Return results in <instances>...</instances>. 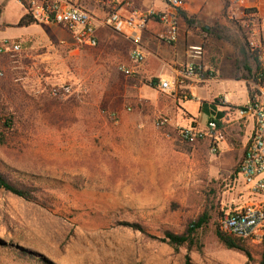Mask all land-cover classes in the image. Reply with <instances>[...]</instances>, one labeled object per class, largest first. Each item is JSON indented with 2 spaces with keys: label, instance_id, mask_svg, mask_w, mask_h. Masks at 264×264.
<instances>
[{
  "label": "rangeland",
  "instance_id": "374dc122",
  "mask_svg": "<svg viewBox=\"0 0 264 264\" xmlns=\"http://www.w3.org/2000/svg\"><path fill=\"white\" fill-rule=\"evenodd\" d=\"M21 12L19 4L8 6L7 23H16ZM231 22L245 38L243 24ZM36 26L18 41V54L0 57V109L15 116L0 162L3 171L56 189L47 207L0 191V240L50 264H185L186 256L190 264H256L223 249L215 234L224 214L264 204L237 174L249 122L226 112L217 153L208 141L191 145L167 139L168 131L155 127L156 118L171 117L187 127L189 117L167 109L173 97L153 87L155 79L121 72L142 67L126 66L127 43L78 47L63 28ZM212 40L215 51L221 42L214 35ZM229 46L223 49V68L233 70ZM242 50L246 57L238 55L235 79L246 80L249 100L260 97L264 103L259 90L264 83L254 79L262 64L250 55L246 38ZM62 88L69 92L53 96ZM244 89L236 81L211 84L192 93L189 106L196 113L194 102L216 93L243 102ZM123 113L130 122L121 123ZM197 116L193 126L206 127L207 117ZM204 215L209 221L202 253L176 252L161 241L163 229L182 233L189 221ZM126 221L141 224L146 234L119 225ZM246 243L259 260L262 241Z\"/></svg>",
  "mask_w": 264,
  "mask_h": 264
},
{
  "label": "built area",
  "instance_id": "2783aa9c",
  "mask_svg": "<svg viewBox=\"0 0 264 264\" xmlns=\"http://www.w3.org/2000/svg\"><path fill=\"white\" fill-rule=\"evenodd\" d=\"M103 6H111L112 0H93ZM165 5L164 11L148 10L142 12L134 5V0H124L127 15H122L119 10L111 6L103 21L104 26L114 33L123 36L131 44L130 61L133 66L143 65L145 53L143 49L144 34L150 22H158L162 31L157 35V41L173 47L179 39V19L185 9V0H161ZM32 17L34 22L44 26H58L66 30L73 43L78 47L96 48L99 45L97 29L92 16L81 7L68 0H16ZM229 16L233 20H239L243 24L247 48L251 56H256L262 64L260 70L255 71L254 79L260 84L264 83V46L257 39V25L264 27V19L260 20L252 9L244 8L243 0H227ZM205 46L189 48L187 57L189 62L175 69L172 80H160L158 90L164 94H179V97L187 101L185 93L189 82L199 84L213 79L214 70L205 69L200 63ZM21 51V45L9 40L0 43V57L15 55ZM121 72L127 76H133L134 72L122 67ZM4 75L0 68V77ZM205 75H208L205 78ZM261 90V87H259ZM69 92L68 88L54 90L53 96L59 97ZM220 108L227 113L235 112L242 120L248 121L252 131L248 139L243 160L240 165L239 177L253 197L264 199V103L260 97H254L238 108H234L224 98L219 99ZM116 120V116H111ZM224 120L220 121V124ZM158 130H173L165 133L167 139H176L187 144H196L208 141L211 152L217 153L219 143L223 140L221 126L215 121H208L206 127H179L174 120L160 116L155 120ZM219 226L223 233L235 236L242 240L261 242L264 238V204L248 205L239 210L224 214L219 220Z\"/></svg>",
  "mask_w": 264,
  "mask_h": 264
},
{
  "label": "crops",
  "instance_id": "0c3cea01",
  "mask_svg": "<svg viewBox=\"0 0 264 264\" xmlns=\"http://www.w3.org/2000/svg\"><path fill=\"white\" fill-rule=\"evenodd\" d=\"M71 3L81 7L85 11H87L93 18L95 27L97 29V36L99 40V45L101 44H120L122 42L127 43L128 45V56L130 55L131 44L130 42L121 35L114 33L110 28L104 26L103 21L110 7L113 6L119 12L126 16L127 9L125 7L124 0H112V5L103 6L94 2L93 0H68ZM16 3V0H0V43L9 40L15 43H18L19 40L29 38L35 30H29L30 28L35 27L32 25L30 27L18 28L16 27L19 21L28 14L27 10L22 6V12L19 17V20L16 23H7L6 21V10L8 6ZM185 9L184 14L186 18L190 19V22H187L185 18L181 17L179 19V39L175 46L168 47L159 41H157V35L163 30L162 26L158 22H150L148 24L147 30L144 34L143 39V49L145 53V62L141 68H139L136 72H134L133 77H147L151 79L158 80V84L160 80H172L175 76V69L183 64L189 62L187 57V53L189 48L194 46H199L202 43L205 46L203 58L201 60V64L205 69L214 70L215 74L213 79L208 80L206 83L199 84L197 82H189L186 86L185 93L188 96V100H182L177 93L175 94H166L172 95V99L170 102H166L168 104V110L171 112L172 108L176 111L174 113L177 115L186 114L189 119L190 125L187 127L193 126L194 121L199 122L198 116L200 115V103L208 102L211 103L215 99L224 98L229 102L231 106L234 108H238L239 104H243L244 102H248V89L246 86V80H237L236 76V66L238 55L240 54L241 58L246 57V52L242 50L243 44H231L229 39L236 41V38H240L239 32L235 26L232 25L231 21H239L233 20L229 16L228 2L227 0H185ZM134 5L139 8L142 12H146L148 10H156V11H164L165 5L161 0H134ZM243 6L247 9H252L257 13V16L260 20L264 19V0H243ZM241 22V21H240ZM242 23V22H241ZM37 27V26H36ZM257 39L263 45L264 43V27L261 25H257ZM16 30H21L14 32ZM29 30V31H28ZM205 35V36H203ZM215 36L221 43L220 46L217 47L215 51H213V40L212 36ZM208 36L207 42L204 40L205 37ZM227 36L228 39L225 37ZM230 36V37H229ZM228 43L234 52L233 56V70H227L223 68L224 58H225V44ZM238 42V41H237ZM19 44V43H18ZM21 45V44H20ZM98 45V46H99ZM264 46V45H263ZM126 48H124L125 50ZM246 59V58H244ZM130 58H126V66L129 67L131 65ZM208 75H205L207 78ZM240 82L244 86L245 90V101L238 102L232 101L231 98H225L220 93H216L215 96H212L208 99L200 98L196 100L194 103L197 105V112L195 113L194 109H191L189 106L192 102V93L197 95L202 92L203 89L208 87V85L214 84L219 85L220 83L227 82ZM158 84L157 89H158ZM155 86V87H156ZM264 93V88L260 90ZM177 97V98H176ZM179 97V100H178ZM154 100H149L152 102ZM246 102V103H247ZM245 103V104H246ZM157 105V104H156ZM237 106V107H235ZM158 107V106H157ZM219 112H227L220 108V105L217 107ZM226 116V114H225ZM225 116L222 120L225 122ZM167 117V116H165ZM171 118V117H168ZM175 125H177V121L174 118ZM121 123L130 122L131 119L127 118V116L123 113L120 119ZM208 123V118H207ZM206 123V124H207ZM179 125V124H178ZM177 125V126H178ZM250 126V134L252 131V126Z\"/></svg>",
  "mask_w": 264,
  "mask_h": 264
},
{
  "label": "trees",
  "instance_id": "16d2710c",
  "mask_svg": "<svg viewBox=\"0 0 264 264\" xmlns=\"http://www.w3.org/2000/svg\"><path fill=\"white\" fill-rule=\"evenodd\" d=\"M181 15L186 19L187 22H190V19L186 18L184 13ZM32 25H35V22L32 17L27 14L19 21L16 27L23 28L30 27ZM225 37L228 39L227 36ZM244 41L245 38H236V41L229 39V42L235 45H237V43L239 45L243 44ZM254 59L255 61H258L256 56H254ZM157 84L158 80H154L152 86L155 87ZM218 106L219 99H215L211 103L201 102L199 111L208 118V121H215L220 127V121L225 116V112H219L217 109ZM14 120V114L11 112L7 113L3 109H0V149H3L7 144L8 135H10V133L13 131ZM239 171L240 166L237 169V174H239ZM55 189V187L34 182L29 177L3 171L0 162V191L4 193L11 194L28 203H34L42 207H47L46 199H48L50 192L55 191ZM208 221L209 218L207 215L201 216L196 220H191L188 222L182 233H174L169 229H163L161 233V241L166 243L176 252L180 251V249H186L188 253H202L204 249L202 231H204L206 228ZM119 225L130 228L134 231H139L142 234H146L145 228L141 224L126 221L120 223ZM215 234L223 249L242 254L250 262L264 264V238L260 245L261 252L259 260H255L252 253L248 249L246 243L247 240H242L235 236L223 233L220 229L219 223ZM5 257H11L15 261H20L24 264H50L32 252L22 250L18 246H14L0 240V264H5L4 260H2ZM185 264H190V259L188 256H186Z\"/></svg>",
  "mask_w": 264,
  "mask_h": 264
}]
</instances>
